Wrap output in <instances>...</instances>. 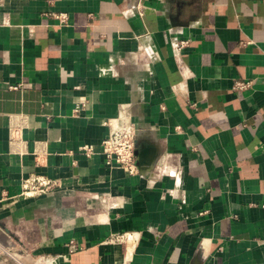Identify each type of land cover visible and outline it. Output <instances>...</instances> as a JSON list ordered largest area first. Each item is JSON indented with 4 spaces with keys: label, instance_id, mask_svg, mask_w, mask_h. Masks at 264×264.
Returning a JSON list of instances; mask_svg holds the SVG:
<instances>
[{
    "label": "crops",
    "instance_id": "0c3cea01",
    "mask_svg": "<svg viewBox=\"0 0 264 264\" xmlns=\"http://www.w3.org/2000/svg\"><path fill=\"white\" fill-rule=\"evenodd\" d=\"M0 264H264V0H0Z\"/></svg>",
    "mask_w": 264,
    "mask_h": 264
},
{
    "label": "built area",
    "instance_id": "2783aa9c",
    "mask_svg": "<svg viewBox=\"0 0 264 264\" xmlns=\"http://www.w3.org/2000/svg\"><path fill=\"white\" fill-rule=\"evenodd\" d=\"M59 24L67 23L66 14H57L54 16ZM187 45V42H177L176 49L180 50ZM251 87V81H235L232 85L233 91H245ZM84 108V104H78L73 109V114L80 113ZM108 127V135L100 143V154L104 158V163L110 168H119L128 175L139 174V167L135 161V139L136 125L132 116L125 110L121 109L117 116L106 122ZM85 155L92 154L91 147L82 149ZM59 187V183L55 180L48 179L44 176H29L21 180L19 197L33 198L47 195ZM139 232H124L120 234H112L103 243L114 246H130L135 244L139 239ZM75 247L73 241L69 243V253L73 252Z\"/></svg>",
    "mask_w": 264,
    "mask_h": 264
}]
</instances>
